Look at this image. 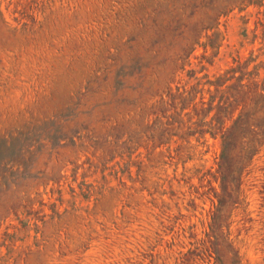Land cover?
<instances>
[{"label": "rangeland", "instance_id": "rangeland-1", "mask_svg": "<svg viewBox=\"0 0 264 264\" xmlns=\"http://www.w3.org/2000/svg\"><path fill=\"white\" fill-rule=\"evenodd\" d=\"M248 1L0 0V264H264Z\"/></svg>", "mask_w": 264, "mask_h": 264}, {"label": "trees", "instance_id": "trees-1", "mask_svg": "<svg viewBox=\"0 0 264 264\" xmlns=\"http://www.w3.org/2000/svg\"><path fill=\"white\" fill-rule=\"evenodd\" d=\"M248 2H252V1L249 0ZM261 37H262V39H264V26H263V28H262V35H261ZM230 78H231V77H230ZM238 79H239V78H235V80H238ZM223 82H224V80H222V79H218V78H217V79L213 82V84H214L215 86H221ZM226 88H227V86H226ZM261 88H263V87H261ZM220 91H221V92H220ZM220 91L217 90L216 87H215V93H217V92L223 93L225 90H220ZM214 98H215V95L213 96V99L211 98V99L207 102V107H206V109H205L203 112H201V114L203 115L204 112L209 111V110H211V109H215V113L213 114V116H211L209 122H204V123H202V124H200V125L205 124L207 127H211V128H212V126H211V122H212V121H215V122L217 121V122H218V120H220V119L218 118V112H219V109L222 107V106H220V104H219L220 101H221V99H220V97H219L218 100H217V103H216L215 105H212L211 103L213 102ZM223 103H224V101H223ZM201 120H202V117L198 118V121L202 122ZM219 124H221V123L219 122ZM219 127H220V125H219ZM219 127H216V129H218L217 131H219V129H220ZM199 132H200V133H201V132H204V130L201 129ZM211 134H213V133H211ZM226 137H227V131H224V132L221 134L222 142L225 141Z\"/></svg>", "mask_w": 264, "mask_h": 264}]
</instances>
